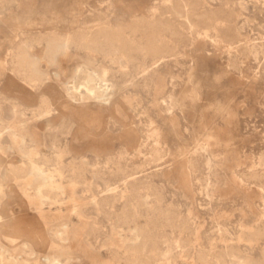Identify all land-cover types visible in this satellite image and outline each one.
Returning <instances> with one entry per match:
<instances>
[{
  "label": "rangeland",
  "instance_id": "374dc122",
  "mask_svg": "<svg viewBox=\"0 0 264 264\" xmlns=\"http://www.w3.org/2000/svg\"><path fill=\"white\" fill-rule=\"evenodd\" d=\"M0 136V264H264V0H0Z\"/></svg>",
  "mask_w": 264,
  "mask_h": 264
},
{
  "label": "bare ground",
  "instance_id": "6f19581e",
  "mask_svg": "<svg viewBox=\"0 0 264 264\" xmlns=\"http://www.w3.org/2000/svg\"><path fill=\"white\" fill-rule=\"evenodd\" d=\"M233 15V14H232ZM128 28V27H127ZM132 28V27H131ZM137 28V27H136ZM134 37V36H133ZM148 40V39H147ZM92 45L98 44V41L92 39ZM161 47V46H160ZM38 50V49H37ZM152 51V50H151ZM62 53V45L60 42H50L48 43L47 47L44 50L39 51L35 54V56H30L27 50H23L18 57L16 58V66L20 73L24 76H41V66L42 65H50L52 67L51 74L54 78H56L59 82L64 83L66 82V77L62 69H56V65H59V54ZM166 54V53H164ZM179 56V55H178ZM152 57V56H151ZM169 57V56H168ZM153 68V67H152ZM60 83V84H61ZM90 83V80H87V84ZM6 85V84H5ZM65 106V105H64ZM205 116V115H204ZM194 118V117H193ZM2 119V118H1ZM230 120V119H229ZM210 123V122H209ZM176 124V123H175ZM222 130V129H221ZM226 134V131H224ZM197 134V133H196ZM227 135V134H226ZM1 137V136H0ZM221 138V137H220ZM228 138V137H227ZM226 138V139H227ZM1 139V138H0ZM214 142V141H213ZM226 145V144H225ZM10 156L17 160L18 166L16 170H14V175L21 181H24L30 185H34L35 190V199L33 201V205L31 206V210H39L41 213V206L45 201L50 199V196L54 194L53 190L55 189L52 187L53 183L51 181V176L40 168L36 160L32 157L31 153L25 151L21 146L20 143L15 140L12 148L9 149ZM227 157V156H226ZM27 159L28 163L23 165L22 160ZM155 172V171H154ZM157 172V171H156ZM71 174V173H70ZM241 175V174H240ZM70 178V177H69ZM69 182V181H68ZM252 182V181H251ZM80 181H76L74 186L79 184ZM239 184V183H238ZM66 185V184H65ZM73 186V187H74ZM239 187V186H238ZM237 187V188H238ZM58 188V187H56ZM241 192V191H240ZM73 195L78 196L79 200H83L84 198L79 195L78 190L74 187L72 191ZM33 195V194H32ZM251 195V194H250ZM254 198V197H253ZM251 198V199H253ZM60 209V208H59ZM49 210V209H48ZM253 210V209H252ZM256 210V209H254ZM243 211V210H241ZM210 212V211H209ZM244 212V211H243ZM256 212V211H254ZM256 214V213H255ZM254 214V215H255ZM28 216V215H27ZM41 217V216H40ZM117 219V218H116ZM115 219V220H116ZM257 219V218H256ZM45 220H48L45 219ZM26 221V220H25ZM27 223V221H26ZM23 224V223H22ZM24 226L26 224L24 222ZM28 226V225H27ZM32 226V225H31ZM64 229H67L66 225H63ZM135 228V227H133ZM255 237H264V225L258 228L254 233H252ZM134 241L140 240L139 235H134ZM73 245V244H72ZM74 247V246H73ZM85 253V252H84ZM65 258V257H64ZM94 259V258H93ZM95 260V259H94ZM126 262H130V258L124 259ZM45 261V260H44ZM93 261V260H92ZM95 262V261H94Z\"/></svg>",
  "mask_w": 264,
  "mask_h": 264
}]
</instances>
